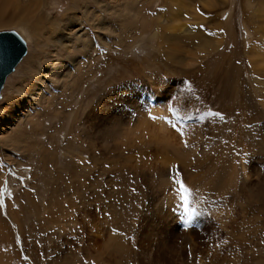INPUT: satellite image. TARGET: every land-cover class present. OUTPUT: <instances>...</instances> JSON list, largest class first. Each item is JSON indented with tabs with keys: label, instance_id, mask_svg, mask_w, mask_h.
<instances>
[{
	"label": "rangeland",
	"instance_id": "obj_1",
	"mask_svg": "<svg viewBox=\"0 0 264 264\" xmlns=\"http://www.w3.org/2000/svg\"><path fill=\"white\" fill-rule=\"evenodd\" d=\"M84 1L47 0L35 36L0 14L28 43L0 97V264H264L260 2H183L217 45L182 61L163 37L171 0ZM160 113L175 137L155 147L136 126Z\"/></svg>",
	"mask_w": 264,
	"mask_h": 264
},
{
	"label": "bare ground",
	"instance_id": "obj_2",
	"mask_svg": "<svg viewBox=\"0 0 264 264\" xmlns=\"http://www.w3.org/2000/svg\"><path fill=\"white\" fill-rule=\"evenodd\" d=\"M27 1H26V3H24L22 0H0V14H9L10 18H11V15L14 16L13 17L14 20H17L21 25H24L26 28H28L31 31L32 35L35 36L37 34L36 32L39 29V22H36V21H38V19H39L38 17H40L41 20H43L46 17V14H45V11L43 10V8L46 7V5L48 3H46L47 0H27ZM91 1H93V3L97 4L98 6H100V2H102L101 0H91ZM211 1L212 0H205V4L208 7H211L212 6ZM258 1L260 2V5L256 9L257 10L256 13L262 18V21H263L262 23H264V0H262V1L258 0ZM84 2L86 3L88 1L86 0ZM170 2H171V4L169 5L168 11L166 14L167 18L165 17L166 23L161 22L162 20H164L163 19L164 15H162L160 17L158 16V20L160 23H165L162 26L163 37H164L165 42L170 44V45H173L177 48V49H175V47L170 48V51L167 52V55L170 54L171 57L173 58L172 60H174V58H176V57H178V59H181L182 61L186 60L185 55H187L189 53V50H188L189 48L187 47V46H189V44L193 43V45H196L197 48H200L202 50L207 49L212 44H214V46L217 45V43L214 41L210 42L211 44L209 43L210 44L209 45L208 40L205 39L206 37L203 38L205 36L204 34H202L200 32L194 33L195 31H193V32L190 31L189 25L186 22V18H184L182 16V11L184 10L182 3L185 2L187 5H189L190 4L189 0L188 1L187 0H171ZM120 3H121V1H120ZM125 3H127V2H125ZM121 4H123V3H121ZM117 5L120 6L119 4H117ZM123 5L125 6V4H123ZM126 5H128V4H126ZM129 5H128V8H129ZM90 6H91V4H90ZM107 6H108V4H107ZM160 19H162V20H160ZM156 20H157V18H156ZM54 21H56V19ZM2 22H3V20L0 18V23H2ZM53 23H51V24H53ZM262 28H263V26H262ZM157 30H158V28H157ZM157 30H156V33H158ZM22 37L24 39V36H22ZM62 40H63V42H62ZM164 40H163V42H164ZM58 41L62 42L60 44H63L65 49L69 50L71 48L69 46V42L66 38H61ZM57 43H59V42H57ZM27 49H28V43H27ZM256 50H258V49H256ZM27 53H28V51H27ZM170 55H168V56H170ZM253 58H254L253 59L254 66L257 67L260 71L264 70V53L254 54ZM36 94H37V91H33L32 98L35 97ZM153 113L154 114L157 113L155 109H153ZM161 117L162 116L160 113V121L161 122L160 121L156 122L155 125L152 122L153 125L151 124V125L146 126L145 122H143V120H142V123L139 121V125L137 124L138 126H136V127L141 128L144 125V128H145L144 131H147L148 135H149V133L152 134V137L154 139H152V141H150V143H152L153 146L155 145V147L159 146L160 142H162V144H163V142L172 140L175 137L172 134V132L169 130L168 125L165 124L161 120ZM144 119H145V117H144ZM148 120L146 122H148ZM157 120H155V121H157ZM140 123H141V125L142 124L143 125L141 126ZM137 138H139V137H137ZM146 143H147V141H146ZM160 148H162V147H160ZM158 218H160V217H158ZM173 222L174 221L172 220V217H167L165 220H163L162 227H164L165 233H163L164 231L162 233L167 235L165 237L171 238L175 234L174 233L175 226H174ZM169 224H172V225H169ZM166 240H167V238H166ZM171 241H174L173 238Z\"/></svg>",
	"mask_w": 264,
	"mask_h": 264
},
{
	"label": "water",
	"instance_id": "obj_3",
	"mask_svg": "<svg viewBox=\"0 0 264 264\" xmlns=\"http://www.w3.org/2000/svg\"><path fill=\"white\" fill-rule=\"evenodd\" d=\"M27 43L16 31L0 32V97L8 77L27 54Z\"/></svg>",
	"mask_w": 264,
	"mask_h": 264
},
{
	"label": "snow or ice",
	"instance_id": "obj_4",
	"mask_svg": "<svg viewBox=\"0 0 264 264\" xmlns=\"http://www.w3.org/2000/svg\"><path fill=\"white\" fill-rule=\"evenodd\" d=\"M202 27V26H201ZM168 110L170 112H175L176 110L174 108H172L171 105H169ZM171 123V122H169ZM171 126L181 135L183 136L184 133L183 131L176 125V124H171ZM185 147H188L187 141H185ZM173 183L175 185H177L178 187L176 188V195L180 198L181 202H182V207H185V209L187 210L188 208V204H189V195H190V190L188 187H186V185L184 184L183 181H181L180 179L176 178V177H172ZM133 191H135V189H133ZM190 211L193 214H196V209L192 208L190 209ZM85 264H87V262H85Z\"/></svg>",
	"mask_w": 264,
	"mask_h": 264
}]
</instances>
